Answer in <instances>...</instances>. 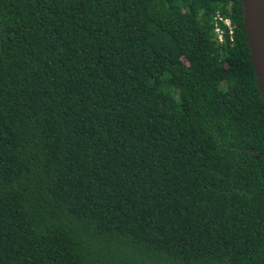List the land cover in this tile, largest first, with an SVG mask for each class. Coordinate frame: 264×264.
I'll list each match as a JSON object with an SVG mask.
<instances>
[{"label":"trees","instance_id":"obj_1","mask_svg":"<svg viewBox=\"0 0 264 264\" xmlns=\"http://www.w3.org/2000/svg\"><path fill=\"white\" fill-rule=\"evenodd\" d=\"M0 264H264L242 0H0Z\"/></svg>","mask_w":264,"mask_h":264},{"label":"water","instance_id":"obj_2","mask_svg":"<svg viewBox=\"0 0 264 264\" xmlns=\"http://www.w3.org/2000/svg\"><path fill=\"white\" fill-rule=\"evenodd\" d=\"M243 28L264 103V0H242Z\"/></svg>","mask_w":264,"mask_h":264},{"label":"built area","instance_id":"obj_3","mask_svg":"<svg viewBox=\"0 0 264 264\" xmlns=\"http://www.w3.org/2000/svg\"><path fill=\"white\" fill-rule=\"evenodd\" d=\"M213 32L219 44L234 41V25L231 18L219 12L213 18Z\"/></svg>","mask_w":264,"mask_h":264},{"label":"rangeland","instance_id":"obj_4","mask_svg":"<svg viewBox=\"0 0 264 264\" xmlns=\"http://www.w3.org/2000/svg\"><path fill=\"white\" fill-rule=\"evenodd\" d=\"M174 102H175V99H173V98H168V97L165 98V103L166 104H172Z\"/></svg>","mask_w":264,"mask_h":264}]
</instances>
